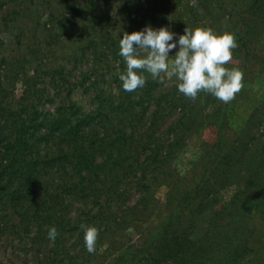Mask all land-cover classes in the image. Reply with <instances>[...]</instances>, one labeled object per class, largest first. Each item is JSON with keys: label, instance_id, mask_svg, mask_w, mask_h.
<instances>
[{"label": "rangeland", "instance_id": "obj_1", "mask_svg": "<svg viewBox=\"0 0 264 264\" xmlns=\"http://www.w3.org/2000/svg\"><path fill=\"white\" fill-rule=\"evenodd\" d=\"M146 26L167 27L174 41L186 27L234 34L237 47L225 67L243 72V89L229 103L205 92L192 101L179 92L177 77L161 73L153 79L139 70L145 86L124 94L141 98L143 125L153 122L151 138L138 148L127 143L129 151L120 157L109 153L117 162L97 176L111 190L93 202L88 197L81 205L73 201L77 194L69 196L83 172L61 188L58 164L56 171L52 165L32 189L34 202L59 192L68 203L56 209L63 220L55 221V242L45 234L47 224L23 216L18 221L23 209L3 211L12 227L0 233V264H166L151 254L121 263L119 254L146 240L187 190L193 197L167 230L168 238L188 240L181 264H264V0H0V128L11 127L8 114L15 111L23 116L35 109L46 120L69 107L78 117L116 106L124 95L119 76L126 72L119 40ZM247 29L248 54L239 48ZM178 50L177 43L170 65ZM156 103L166 108L153 116ZM222 118L226 124L219 130ZM43 146L39 141L36 149ZM104 156L101 150L94 161ZM235 214H242L238 224ZM81 224L99 230L92 254Z\"/></svg>", "mask_w": 264, "mask_h": 264}, {"label": "trees", "instance_id": "obj_2", "mask_svg": "<svg viewBox=\"0 0 264 264\" xmlns=\"http://www.w3.org/2000/svg\"><path fill=\"white\" fill-rule=\"evenodd\" d=\"M254 16L257 18L259 14L255 13ZM249 25L250 21L247 23V27ZM250 32L248 29L244 30L243 37L239 42V48L247 54L250 51L248 49ZM120 93L122 96L124 90ZM127 95L124 94L114 107L113 104H107V106L97 109L95 115L87 114L77 117L75 115L78 114V111L72 107L63 110L54 117L48 116L46 120L45 116L36 113L35 109L31 114L24 110L23 116H20L22 110L8 114V119H11V127L9 129L0 128V233L9 231L12 227L8 220L2 219L1 214L6 210L17 213L18 210L23 209L22 213H18V221H21V216L27 217L32 219L37 226L47 224L50 228H56V219L63 220L60 216H55L58 205L68 204L59 197V192L48 194L47 200L35 202L33 200L32 188L38 184L39 177L47 173L52 165H55L53 168L56 171L58 164L60 172L57 173V178L63 180L59 183L61 188L66 185L65 180H68V177L83 172V176H80L77 182L69 183L72 188V195L69 196L77 194L73 201L79 202L81 205L89 203L86 200L88 197H91L93 202L98 200L101 194L105 195L111 190V187L104 190L106 186L105 183L98 180V172L108 167L104 170L106 176L111 172V167L117 162L116 159L121 156V152L129 151L125 146L127 143L134 142L138 148L139 143L151 138V131H153V122L147 126L143 125L142 113L145 108L141 105V98L133 101L126 99ZM165 108V105L160 106L156 103L155 110L157 111L153 112V116ZM106 110L111 114H106ZM106 118L108 119L103 120ZM113 120H115L113 126L115 129L113 130L112 126L108 129L109 122L111 123ZM224 123L226 124V119L224 121L222 118L219 130L222 129ZM40 127H43V134L37 130ZM125 128L127 133H124ZM4 130H6L5 134H2ZM99 130L103 132L101 136ZM39 141L44 144L40 151L36 149ZM101 150L107 156H104V159L99 162L94 161V155ZM113 150L117 156L114 160L108 156ZM218 152L217 147L211 155L212 164L217 158ZM84 177H90L87 179L89 183L83 182ZM57 188L59 189L58 185ZM191 195V191H183L176 199L174 210L159 218L158 228L150 231L145 236L146 240L131 250L120 251L121 263H128L151 254L150 258L154 262L181 264L179 260L189 246L188 240L183 235L168 238L167 230L173 221L174 213L182 205L189 204L193 197ZM104 204L108 205L106 201ZM236 215L235 223L238 224L239 219H242V214ZM47 233L46 229L45 234ZM168 244L171 246L168 247ZM197 251L199 252L200 248Z\"/></svg>", "mask_w": 264, "mask_h": 264}, {"label": "clouds", "instance_id": "obj_3", "mask_svg": "<svg viewBox=\"0 0 264 264\" xmlns=\"http://www.w3.org/2000/svg\"><path fill=\"white\" fill-rule=\"evenodd\" d=\"M176 34L167 27L153 29L146 26L141 31L124 33L119 40V54L126 63V72L120 74L125 92H134L146 83L139 70L150 73L153 79L161 73L177 77L178 90L195 101L198 93L212 94L223 103L235 99L243 87V72L225 65L232 61V50L237 47L232 33L216 34L212 28L197 26L185 28L184 34L174 41ZM179 45V50L169 64V52ZM88 253L95 252L99 230L95 226L80 225ZM48 239L55 242L58 232L48 229Z\"/></svg>", "mask_w": 264, "mask_h": 264}]
</instances>
